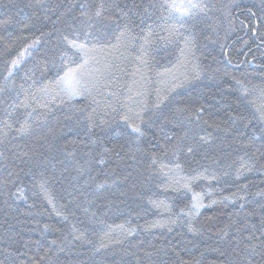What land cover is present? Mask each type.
Instances as JSON below:
<instances>
[{
    "label": "trees",
    "instance_id": "obj_1",
    "mask_svg": "<svg viewBox=\"0 0 264 264\" xmlns=\"http://www.w3.org/2000/svg\"><path fill=\"white\" fill-rule=\"evenodd\" d=\"M0 264H264V0H0Z\"/></svg>",
    "mask_w": 264,
    "mask_h": 264
},
{
    "label": "snow or ice",
    "instance_id": "obj_2",
    "mask_svg": "<svg viewBox=\"0 0 264 264\" xmlns=\"http://www.w3.org/2000/svg\"><path fill=\"white\" fill-rule=\"evenodd\" d=\"M168 7H170V8H176L177 6H176L175 4H173V5H169ZM179 7H181V8H186V9H195V8H200V7H202V6H201V5H198V4H192V3H189V4H187V5H181V6H179ZM97 15H99V13H97ZM85 36H87V34H85ZM65 39L67 40V38H65ZM67 43H68V45H69L70 47L75 48V49H77V50L82 51V50L84 49V44H82V43H77V40H76V39L67 40ZM14 63H16V62L14 61ZM70 76H72V72H71V71H70L69 73H66L65 76L62 77L61 79H63V80H68ZM72 94H73V95H78L79 93L76 92L75 90H73ZM133 130H134L135 132H140V129H139L138 127L134 128Z\"/></svg>",
    "mask_w": 264,
    "mask_h": 264
},
{
    "label": "rangeland",
    "instance_id": "obj_3",
    "mask_svg": "<svg viewBox=\"0 0 264 264\" xmlns=\"http://www.w3.org/2000/svg\"><path fill=\"white\" fill-rule=\"evenodd\" d=\"M71 79H72V76H70L68 80H65L68 83L69 87H72V80Z\"/></svg>",
    "mask_w": 264,
    "mask_h": 264
},
{
    "label": "water",
    "instance_id": "obj_4",
    "mask_svg": "<svg viewBox=\"0 0 264 264\" xmlns=\"http://www.w3.org/2000/svg\"><path fill=\"white\" fill-rule=\"evenodd\" d=\"M251 65H252V62H251V60H250V62H249Z\"/></svg>",
    "mask_w": 264,
    "mask_h": 264
}]
</instances>
